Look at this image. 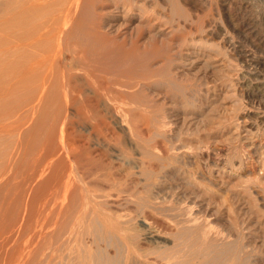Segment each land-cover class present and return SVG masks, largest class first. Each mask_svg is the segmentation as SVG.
Instances as JSON below:
<instances>
[{
	"label": "bare ground",
	"instance_id": "bare-ground-1",
	"mask_svg": "<svg viewBox=\"0 0 264 264\" xmlns=\"http://www.w3.org/2000/svg\"><path fill=\"white\" fill-rule=\"evenodd\" d=\"M168 6L0 0V264H251L152 95L195 54Z\"/></svg>",
	"mask_w": 264,
	"mask_h": 264
},
{
	"label": "rangeland",
	"instance_id": "rangeland-1",
	"mask_svg": "<svg viewBox=\"0 0 264 264\" xmlns=\"http://www.w3.org/2000/svg\"><path fill=\"white\" fill-rule=\"evenodd\" d=\"M137 1L169 14L170 0ZM174 1L180 8L173 14L174 20H178L175 34L190 41L195 54L177 66L176 77L182 78V82L176 80L181 82L176 85L178 88L171 86L173 92L168 88L169 93L163 91L161 95L156 89L152 95L157 103L164 98L159 104L167 112L170 110L171 129L187 139L183 142L194 153L188 167L195 168L189 167L204 187H210V196L196 197L194 208L201 216L209 215L207 219L219 229L236 233L240 228L239 240L250 251L248 255H254L248 256V260L251 264H264V0ZM178 91H182L180 95ZM183 95H191L196 105L193 104L191 114L188 106L182 107ZM117 163L123 166L120 161ZM158 220L155 225L160 227L162 221Z\"/></svg>",
	"mask_w": 264,
	"mask_h": 264
}]
</instances>
